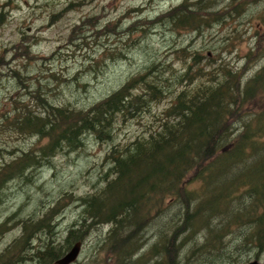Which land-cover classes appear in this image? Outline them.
Segmentation results:
<instances>
[{
  "label": "rangeland",
  "instance_id": "374dc122",
  "mask_svg": "<svg viewBox=\"0 0 264 264\" xmlns=\"http://www.w3.org/2000/svg\"><path fill=\"white\" fill-rule=\"evenodd\" d=\"M181 1L0 0V264H56L78 240L79 254L69 264H115L108 251L111 224L88 228L90 213L84 201L117 176L109 152L145 140L150 131L174 126L176 118H162L179 91L215 84L208 75L186 84V61L177 59L176 51L207 55L206 71L219 66L238 70L255 37L234 46L231 42L236 33L248 29L250 35L258 27L255 19L264 8V0H252L236 19L225 15L200 31L182 33L167 16ZM113 22L117 25L110 29L107 24ZM20 44L33 59L20 52ZM142 74H148L146 81L159 87L161 96L126 112L125 102L143 94L142 86L122 98L112 95ZM221 77L217 74V80ZM52 105L81 110L91 124L38 164L17 166L22 154H37L41 141L32 116ZM263 190H224L204 223L180 246L177 264H245L254 256L264 264V245L255 243L259 223L221 231L233 214L256 210ZM182 213L181 201L170 203L136 234L137 240L144 235V243L124 264H164L157 249ZM238 243L241 249L231 254Z\"/></svg>",
  "mask_w": 264,
  "mask_h": 264
},
{
  "label": "trees",
  "instance_id": "16d2710c",
  "mask_svg": "<svg viewBox=\"0 0 264 264\" xmlns=\"http://www.w3.org/2000/svg\"><path fill=\"white\" fill-rule=\"evenodd\" d=\"M251 1L183 0L167 16L172 18L177 31L195 32L225 15L238 18ZM255 23L258 27H253L250 35L245 29L236 33L231 42L234 46L251 35L255 37L254 47L244 53V64L238 70L219 66L206 71L207 55L185 49L176 51V58L186 61L183 75L186 84L205 75L215 84L179 91L162 118H176L174 126L150 131L145 140L121 151L114 147L109 152L108 158L118 167L117 176L84 201L90 213L88 228L96 223L111 224L107 241L115 264H124L142 247L144 235L137 240L140 236L136 234L151 225L173 201H181L183 213L165 243L157 249L163 253L164 264H177L180 246L204 223L205 214L224 190L233 186L241 191L264 188V61L251 72L264 57V8ZM116 25V22L107 24L110 29ZM20 52L29 55L27 60L34 57L22 44ZM148 74L124 84L112 95L122 98L131 89L142 86L143 94L125 102L126 112L138 110L148 100L161 96L159 87L146 81ZM217 74H221V80H217ZM84 115L83 111L66 105H52L42 115L32 116V125L41 133V141L37 154H22L17 166L23 162L38 164L63 140L67 143L70 135L79 134L91 124ZM256 203V210L233 214L221 231L254 221L262 227L255 233V243L264 245V190ZM185 230L187 235L179 241ZM86 233L87 230L77 239ZM239 249L241 243L233 244L231 254Z\"/></svg>",
  "mask_w": 264,
  "mask_h": 264
},
{
  "label": "water",
  "instance_id": "95a60500",
  "mask_svg": "<svg viewBox=\"0 0 264 264\" xmlns=\"http://www.w3.org/2000/svg\"><path fill=\"white\" fill-rule=\"evenodd\" d=\"M81 241H75L71 248L56 260V264H69L76 259L79 254ZM247 264H258L257 260L248 262Z\"/></svg>",
  "mask_w": 264,
  "mask_h": 264
},
{
  "label": "flooded vegetation",
  "instance_id": "af4514ba",
  "mask_svg": "<svg viewBox=\"0 0 264 264\" xmlns=\"http://www.w3.org/2000/svg\"><path fill=\"white\" fill-rule=\"evenodd\" d=\"M253 260H257L258 261V264H259V260H258L257 256H254L253 258H251L250 260H248L245 264H247L248 262L253 261Z\"/></svg>",
  "mask_w": 264,
  "mask_h": 264
}]
</instances>
